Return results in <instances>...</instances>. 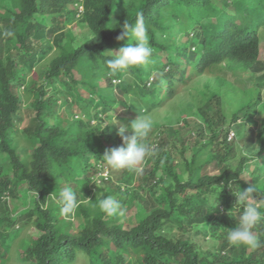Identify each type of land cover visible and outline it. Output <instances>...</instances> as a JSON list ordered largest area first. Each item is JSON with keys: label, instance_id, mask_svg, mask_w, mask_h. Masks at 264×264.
I'll return each instance as SVG.
<instances>
[{"label": "trees", "instance_id": "obj_1", "mask_svg": "<svg viewBox=\"0 0 264 264\" xmlns=\"http://www.w3.org/2000/svg\"><path fill=\"white\" fill-rule=\"evenodd\" d=\"M137 18L153 49L149 63L112 73L104 53L127 43L117 40L120 25ZM73 21L85 32L69 28ZM224 64L251 72L258 100L228 121L222 96L214 95L196 111L188 140L173 127L158 129L142 174L109 169L94 184L105 150L122 145L119 125L103 128L101 117L113 112L130 123L194 80L218 76ZM262 88L264 0H0V264L30 225L17 247L28 264H264V224L254 229L255 249L226 238L239 216L232 190L255 184L264 199V117L248 126L264 107ZM209 164L218 172H205ZM67 186L80 201L71 218L55 202L43 203ZM134 187L155 204L137 194L133 224L124 210H99L98 190Z\"/></svg>", "mask_w": 264, "mask_h": 264}, {"label": "clouds", "instance_id": "obj_2", "mask_svg": "<svg viewBox=\"0 0 264 264\" xmlns=\"http://www.w3.org/2000/svg\"><path fill=\"white\" fill-rule=\"evenodd\" d=\"M120 28L121 34L117 36V40H124L127 37V43L118 50H108L104 53L107 57L106 64L112 73L144 66L149 63L153 53V49L148 42L147 30L141 18H137L134 23L124 22L123 25H120ZM4 34L6 36L13 35L11 31ZM120 81L117 78L113 79L114 84ZM102 119L104 120V123H102L103 128L105 124L119 125L116 134L121 138L122 145L105 150L102 163L106 168L99 173L94 184L102 183L100 175L108 178L109 169L127 170L136 175L142 174L145 158L154 154V145L151 146L145 142L153 128L154 121L152 117L150 115H138L130 123H125L118 120L116 115L111 112V118L101 117ZM234 138L235 134L232 132L229 139ZM241 151L243 152L244 149L242 148ZM232 192L237 198L235 205L239 206V216L236 227L231 230L227 229V241L234 247L243 246L255 249L260 246V241L254 234V229L257 225L264 224V210H262L264 199L258 198L255 184L244 191L239 188L238 192L233 190ZM49 202H55L61 215L68 218L74 215L80 205L77 192L71 186L63 187L58 194L52 192L47 200L43 201L45 205ZM98 207L101 212L108 216L123 215L121 202L112 196H100Z\"/></svg>", "mask_w": 264, "mask_h": 264}, {"label": "rangeland", "instance_id": "obj_3", "mask_svg": "<svg viewBox=\"0 0 264 264\" xmlns=\"http://www.w3.org/2000/svg\"><path fill=\"white\" fill-rule=\"evenodd\" d=\"M45 23H48V18H46ZM76 26L78 25H76V22L73 21L69 28H75V32H85L84 29L77 28ZM44 61L45 60H43L42 62ZM33 74L34 73H32V75ZM255 87V79L249 70L239 66L231 67L229 66V64H224L222 66V72L218 76L205 75L200 77L196 81L183 88L182 91L163 108L150 111L147 115H150L152 117L154 124L152 131L146 138L145 142L151 145L152 140L155 136V132L158 129L164 128L166 129L165 134H168L171 127L175 128V130L178 131V137L180 140H188L189 138L187 135H189V131L192 130V120L197 116L196 111L201 107H205L208 104L210 98H212L216 94H220L223 98L224 115L229 121L232 119L233 112L241 107L242 104L248 103L253 100H258L259 89ZM261 96L263 97L264 102V88H262L261 90ZM256 109L257 110L255 116L249 120L253 122H250L248 126L256 127L259 121H261L264 117V107L262 102L257 106ZM131 117L134 120L137 116ZM26 119H28V116H25V120ZM26 123L27 122L25 121L23 122V124H19L20 129H22V127H24ZM18 135L20 139V145H25L26 141L22 137L21 132H19ZM208 152V149L202 151L198 155L195 164H202L205 161ZM204 170L205 172L211 173L218 172V170L214 168V165L212 164L207 165ZM243 177H245L247 181L251 179L248 172H244ZM139 193H141V196H144L145 199H149L150 202L155 204L150 196H146V192H143L140 187L130 188L125 193L120 191L116 192L114 190L107 191L105 189L102 191L98 190L97 192L98 197L112 196L118 199L120 202L122 200H127L128 203H131L130 201H134V203H132L134 205L125 206L124 208H122V210H124L126 221L128 224H133L135 221L134 216L137 210L136 201L140 200V198H137L135 196ZM32 230L33 228L31 227V225L27 226L23 230H18V233L20 234H18L19 236L17 235L18 237L15 239L14 245V241L11 243L13 248L11 250V257L8 264H28L29 261L25 260V258L21 256L19 250H17V247L19 243L21 244L30 237L31 234H29V232H31ZM201 238H206L209 240L210 235L204 237L202 236ZM10 241H12V239H10ZM77 264L82 263L78 262Z\"/></svg>", "mask_w": 264, "mask_h": 264}]
</instances>
